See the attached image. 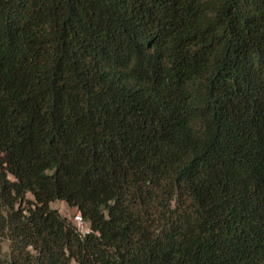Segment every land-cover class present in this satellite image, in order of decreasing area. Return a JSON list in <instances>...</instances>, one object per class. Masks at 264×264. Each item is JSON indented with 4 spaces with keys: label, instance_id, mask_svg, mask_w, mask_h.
<instances>
[{
    "label": "trees",
    "instance_id": "16d2710c",
    "mask_svg": "<svg viewBox=\"0 0 264 264\" xmlns=\"http://www.w3.org/2000/svg\"><path fill=\"white\" fill-rule=\"evenodd\" d=\"M73 262L264 264V0H0V264Z\"/></svg>",
    "mask_w": 264,
    "mask_h": 264
},
{
    "label": "rangeland",
    "instance_id": "374dc122",
    "mask_svg": "<svg viewBox=\"0 0 264 264\" xmlns=\"http://www.w3.org/2000/svg\"><path fill=\"white\" fill-rule=\"evenodd\" d=\"M30 197H32V196H30ZM51 207L58 209L59 212L63 216L69 218L71 221L74 219L75 215L79 212L78 210H76V208H72L66 202H64L62 200L53 201L51 203ZM87 225H89L88 222H87ZM1 250H2L3 255L9 254L10 248H9V242L8 241H4L2 243V249ZM73 264H78V263L73 262Z\"/></svg>",
    "mask_w": 264,
    "mask_h": 264
},
{
    "label": "built area",
    "instance_id": "2783aa9c",
    "mask_svg": "<svg viewBox=\"0 0 264 264\" xmlns=\"http://www.w3.org/2000/svg\"><path fill=\"white\" fill-rule=\"evenodd\" d=\"M72 221L82 235H85L90 232L89 225H87V222L81 212H78Z\"/></svg>",
    "mask_w": 264,
    "mask_h": 264
},
{
    "label": "crops",
    "instance_id": "0c3cea01",
    "mask_svg": "<svg viewBox=\"0 0 264 264\" xmlns=\"http://www.w3.org/2000/svg\"><path fill=\"white\" fill-rule=\"evenodd\" d=\"M72 208H74V207H72Z\"/></svg>",
    "mask_w": 264,
    "mask_h": 264
}]
</instances>
